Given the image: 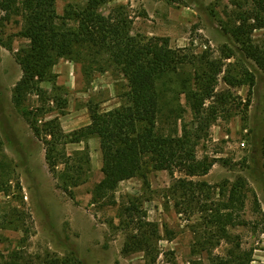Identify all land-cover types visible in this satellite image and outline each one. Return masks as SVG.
<instances>
[{
	"label": "rangeland",
	"instance_id": "374dc122",
	"mask_svg": "<svg viewBox=\"0 0 264 264\" xmlns=\"http://www.w3.org/2000/svg\"><path fill=\"white\" fill-rule=\"evenodd\" d=\"M68 4L84 2L57 0V12L63 14ZM117 9L128 19L130 35L167 42L189 58L158 81V126L166 133L178 130L180 135L186 130L197 158L213 161V166L208 174L191 177L179 170L174 175L154 170L145 163L140 174L119 183L116 204L92 203L93 188L103 177V162L100 139L91 137L65 146V161L82 162L75 152L87 145L91 160L71 193L65 192L58 187L65 162L56 171L49 168L44 141L13 104L22 69L13 52L0 44V185L7 188L0 192V262L48 264L56 258L77 257L81 264H191L194 260L214 264L209 254L228 260L229 251L240 243L253 250L251 264H264V72L243 55L241 44L227 30L237 15L250 9L248 1L113 0L100 12L106 17ZM19 28L9 24L6 33ZM253 40L264 43V29L254 30ZM27 44V39L14 38V52ZM232 51L235 55L228 58ZM83 53V60L61 59L53 67L52 81L40 84L50 97L67 101L61 105L51 98L40 123L56 119L65 132H72L91 122V107L107 111L126 103L128 80L108 53L101 47ZM206 67L218 70L216 92L225 96L208 99L199 114L192 93L200 91L199 77ZM245 68L255 74L253 88L225 80L227 75L243 78ZM43 103L30 93L26 104L33 109ZM69 156L73 159L67 160ZM240 178L247 183V206L240 212L246 223L229 228L231 240H221L217 246L213 242L209 251L192 254L197 238L212 229L200 209L227 198L219 195L220 188ZM180 180L194 188L198 204L184 200L181 189L175 192ZM254 195L260 206H255ZM132 204L139 207L138 216L158 229L150 254L122 253L128 235L137 230L129 216L121 224L119 213Z\"/></svg>",
	"mask_w": 264,
	"mask_h": 264
},
{
	"label": "trees",
	"instance_id": "16d2710c",
	"mask_svg": "<svg viewBox=\"0 0 264 264\" xmlns=\"http://www.w3.org/2000/svg\"><path fill=\"white\" fill-rule=\"evenodd\" d=\"M80 1L84 2L83 6L68 4L64 13L59 14L57 0H0V44L13 52L22 69V77L14 87L12 101L30 123L36 136L44 141L49 168L56 171L65 162L58 187L71 193V188L79 183L80 171L89 168L91 161L88 145L83 151L75 152V155L81 156L82 162L65 161V146L84 142L91 137L100 139L103 162V177L93 188L92 203L107 200V203L116 204L114 192L119 183L140 174L145 163H150L154 170H168L172 175L178 170L191 177L208 174L213 161L197 158L196 145L190 133L186 130L183 135L178 130L166 133L158 126L161 108L158 81L188 62L189 58L171 48L167 42L161 43L156 38L142 41L130 35L128 19L122 10H118L121 7L103 16L101 6L113 0ZM247 1L250 9L237 15L236 23L227 30L241 44L243 55L252 60L259 71L264 72V43H255L253 40L254 30L264 29V0ZM9 24L20 28L14 34H7ZM16 37L27 39L28 44L14 52ZM95 47L103 48L128 80L126 103L107 111L91 107V122L72 132H65L56 119L40 123L42 115L49 112L47 105H50L51 98L61 105L67 102L64 98L50 97L40 84L52 81L53 67L61 59L83 60V52ZM227 54L228 58L235 55L233 51ZM211 67H206L199 77L200 91L192 93L199 114L203 112L208 99L220 100L225 96L216 92L218 70ZM225 80L234 86L247 84L253 88L256 84L255 74L247 68L244 69L243 78L227 75ZM30 93H36L43 100V105L29 109L26 103ZM71 159L73 157L69 156L67 160ZM246 185L243 178L230 185L224 184L219 195L227 198L200 209L202 213L206 212V222L212 225V229L202 238H197L192 254L209 251L208 247L213 242L217 246L221 240H231L229 228L246 223L240 219V212L247 206ZM4 186L0 185V192L7 190ZM177 188L175 192L181 189L184 200L190 204L199 203L189 183L180 180ZM254 202L255 206H260L257 195H254ZM177 205L180 202L177 201ZM139 211V207L132 204L119 213L121 224L129 216L130 222L135 223L133 229L137 230L128 235L122 248L125 255L137 250H145L150 254L148 250L151 243L158 236L155 225L145 221L143 216H138ZM229 257L228 260H219V257L209 254L214 264H251L253 250L242 248L237 243L236 248L229 251ZM154 261L155 258H152L151 262ZM48 264H81V261L77 257H65L53 259ZM191 264L204 263L194 260Z\"/></svg>",
	"mask_w": 264,
	"mask_h": 264
},
{
	"label": "crops",
	"instance_id": "0c3cea01",
	"mask_svg": "<svg viewBox=\"0 0 264 264\" xmlns=\"http://www.w3.org/2000/svg\"><path fill=\"white\" fill-rule=\"evenodd\" d=\"M89 123H90V122H89ZM89 123H88V124H89Z\"/></svg>",
	"mask_w": 264,
	"mask_h": 264
}]
</instances>
